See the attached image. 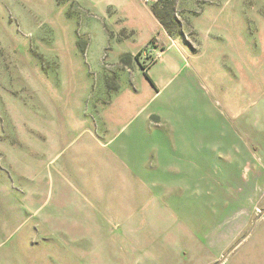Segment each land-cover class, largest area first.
<instances>
[{
    "label": "rangeland",
    "instance_id": "rangeland-1",
    "mask_svg": "<svg viewBox=\"0 0 264 264\" xmlns=\"http://www.w3.org/2000/svg\"><path fill=\"white\" fill-rule=\"evenodd\" d=\"M263 210L264 0H0V264H264Z\"/></svg>",
    "mask_w": 264,
    "mask_h": 264
},
{
    "label": "crops",
    "instance_id": "crops-1",
    "mask_svg": "<svg viewBox=\"0 0 264 264\" xmlns=\"http://www.w3.org/2000/svg\"><path fill=\"white\" fill-rule=\"evenodd\" d=\"M181 60L179 54L177 55L175 51L165 49L161 51L159 58L148 69V76L157 88V92L155 91L156 95L153 96V99L161 94L162 88L164 87H169V90L172 92L171 97L175 95L179 96L183 92H186L187 96L190 93L193 94L191 90L196 88L197 83L193 79V73L187 69L190 65L181 62ZM158 64L161 66L156 68L155 65ZM146 89L149 95H151L149 87L146 86ZM151 103L152 101L144 108L135 105L136 108L138 107V110L134 112L132 119L128 122V126L123 129L122 134L124 133L125 135L126 132L137 129L143 132V136L146 138L152 137L153 131L150 127L149 116L151 112H157V109L150 107Z\"/></svg>",
    "mask_w": 264,
    "mask_h": 264
},
{
    "label": "trees",
    "instance_id": "trees-1",
    "mask_svg": "<svg viewBox=\"0 0 264 264\" xmlns=\"http://www.w3.org/2000/svg\"><path fill=\"white\" fill-rule=\"evenodd\" d=\"M151 8H152L151 10H152L153 14L159 19L161 24L168 27V24H167L166 20L164 19L166 16L165 14H163L165 11L164 8L160 7L158 4L153 5ZM145 76H146V78H148L151 81V79L149 78L147 73H145Z\"/></svg>",
    "mask_w": 264,
    "mask_h": 264
},
{
    "label": "water",
    "instance_id": "water-1",
    "mask_svg": "<svg viewBox=\"0 0 264 264\" xmlns=\"http://www.w3.org/2000/svg\"><path fill=\"white\" fill-rule=\"evenodd\" d=\"M263 211H264V210H263ZM263 211H262V212H263ZM262 212H261V213H262ZM225 257H226V255H223L222 258L220 259V262L223 261V260L225 259Z\"/></svg>",
    "mask_w": 264,
    "mask_h": 264
},
{
    "label": "built area",
    "instance_id": "built-area-1",
    "mask_svg": "<svg viewBox=\"0 0 264 264\" xmlns=\"http://www.w3.org/2000/svg\"><path fill=\"white\" fill-rule=\"evenodd\" d=\"M147 1V0H146Z\"/></svg>",
    "mask_w": 264,
    "mask_h": 264
}]
</instances>
